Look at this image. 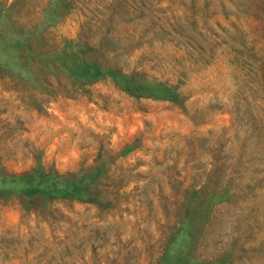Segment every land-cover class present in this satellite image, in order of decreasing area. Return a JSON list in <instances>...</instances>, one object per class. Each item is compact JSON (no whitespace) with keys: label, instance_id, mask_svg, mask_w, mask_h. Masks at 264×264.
<instances>
[{"label":"rangeland","instance_id":"374dc122","mask_svg":"<svg viewBox=\"0 0 264 264\" xmlns=\"http://www.w3.org/2000/svg\"><path fill=\"white\" fill-rule=\"evenodd\" d=\"M0 264H264V0H0Z\"/></svg>","mask_w":264,"mask_h":264},{"label":"trees","instance_id":"16d2710c","mask_svg":"<svg viewBox=\"0 0 264 264\" xmlns=\"http://www.w3.org/2000/svg\"><path fill=\"white\" fill-rule=\"evenodd\" d=\"M61 59V58H60ZM73 62L71 63V65L73 66H76L77 67V63L74 62V59H72ZM63 61L67 62L65 59H63ZM95 67V70L97 73H100L102 70L100 69V67H98L96 64L93 65ZM71 69V73H73L74 75L76 76H79V74H81L82 72L79 70V68L77 69H72V67H69ZM110 72V71H109ZM125 88L129 91V92H132V93H138V94H141V93H148V94H155V93H158V92H162L163 94H169L170 91L167 87H164L162 91H159L158 89H155L152 85H149V84H139V85H132V84H128L125 85ZM176 96V93L174 92L173 93V96L172 98ZM29 188H33L32 186L29 187Z\"/></svg>","mask_w":264,"mask_h":264}]
</instances>
